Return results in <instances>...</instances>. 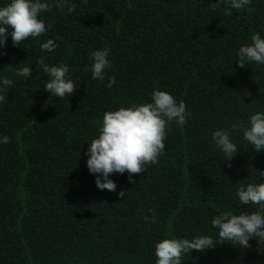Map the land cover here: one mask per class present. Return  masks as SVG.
Returning a JSON list of instances; mask_svg holds the SVG:
<instances>
[{
    "label": "trees",
    "instance_id": "1",
    "mask_svg": "<svg viewBox=\"0 0 264 264\" xmlns=\"http://www.w3.org/2000/svg\"><path fill=\"white\" fill-rule=\"evenodd\" d=\"M46 2L51 11L41 19L51 29L21 47L9 38L0 49V138L10 140L0 143V264H155L158 241L217 239L216 215L254 211L236 192L264 182L257 172L264 151L254 153L233 131L239 152L229 167L212 134L264 111V65L236 63L241 45L254 33L264 37V0L231 15L227 6L211 9L215 0H68L72 12ZM47 39L55 51L40 50ZM104 48L111 67L93 80L91 53ZM41 56L69 67L72 95L44 91ZM24 66L32 68L29 79L15 75ZM4 78L13 81L8 89ZM154 90L183 101L187 123L169 122L159 163L134 175L135 183L128 173L112 174L116 191L99 190L85 152L104 112L151 102ZM153 211L155 222H145ZM249 243L193 251L182 264H264V249Z\"/></svg>",
    "mask_w": 264,
    "mask_h": 264
},
{
    "label": "clouds",
    "instance_id": "2",
    "mask_svg": "<svg viewBox=\"0 0 264 264\" xmlns=\"http://www.w3.org/2000/svg\"><path fill=\"white\" fill-rule=\"evenodd\" d=\"M251 0H215L210 8L216 10L225 7V14L231 15L230 9L241 10ZM72 12L74 4L68 0H56L55 7ZM51 11L46 0H10L5 7H0V49L4 48L9 38L13 46L21 44L29 38H39L51 29L52 25L41 19L42 14ZM40 50L52 52L57 45L54 40L47 39L40 43ZM109 49L95 50L91 53V74L93 80L103 81L105 70L111 67L108 59ZM236 63L246 68L248 63L264 65V37L259 33L251 36V43L241 45L237 52ZM37 65L49 77L44 91L64 98L72 95L77 83L69 77V67L65 64L49 65L43 56ZM16 76L29 79L33 75L30 66L19 68ZM112 77L108 87L115 84ZM3 88L8 89L13 81L4 78ZM6 101L5 94H0V103ZM187 106L163 90H154L151 102L132 104L117 110L106 111L99 126L98 136L93 138L85 152L86 166L94 175L96 187L103 191H116L117 185L110 179L112 174L128 173L129 183H135L134 175L145 172L147 166L159 163V157L165 149L166 129L169 122L183 127L187 123ZM242 134L243 139L252 147L254 153L264 151V111H256L247 122L233 123L228 129H218L212 134V141L224 156V164L231 166L230 161L238 154L239 149L231 138V132ZM9 137L0 138V143H9ZM264 177V170H258ZM125 191L118 196L123 198ZM241 205L255 206L251 212L234 214L231 210L216 215L212 227L217 231V239L209 235L189 238H164L155 244V264H182L184 254L193 251L205 252L219 244H231L241 249L251 248L249 241L257 242V251L264 249V182L241 185L236 192ZM145 222H155V213L144 216Z\"/></svg>",
    "mask_w": 264,
    "mask_h": 264
}]
</instances>
